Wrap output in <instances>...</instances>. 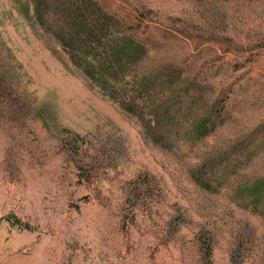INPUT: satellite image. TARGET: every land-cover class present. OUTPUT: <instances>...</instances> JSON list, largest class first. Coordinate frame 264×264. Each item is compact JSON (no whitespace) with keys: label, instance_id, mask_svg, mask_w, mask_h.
Wrapping results in <instances>:
<instances>
[{"label":"rangeland","instance_id":"obj_1","mask_svg":"<svg viewBox=\"0 0 264 264\" xmlns=\"http://www.w3.org/2000/svg\"><path fill=\"white\" fill-rule=\"evenodd\" d=\"M82 1L0 0V264H264V0Z\"/></svg>","mask_w":264,"mask_h":264},{"label":"trees","instance_id":"obj_2","mask_svg":"<svg viewBox=\"0 0 264 264\" xmlns=\"http://www.w3.org/2000/svg\"><path fill=\"white\" fill-rule=\"evenodd\" d=\"M82 4L84 6L83 12H75L73 15L74 20H72V30L70 31L72 35H74V38L77 39V41L75 40V45L73 44V42H71V50L73 49V51L77 54L79 53V55L81 53L80 51L82 50L83 52H87L88 50H90L92 53L91 57L93 56V59L100 60L98 58V53L93 52V49H97L92 47V45L90 44V42H95L97 45H102L103 51L112 61L114 60L113 58H116L117 55H123V52L126 50H124L121 44L122 41L120 42V34H118L120 24L114 22L111 17L102 15L101 10H99L96 4L92 2L89 3L87 0H83ZM85 17L87 19H83ZM126 44L128 45V42H126ZM81 45L85 46L80 48ZM73 46H76V48H73ZM85 63L86 64H84V66L86 72L90 74V76L94 75L95 73L93 72L94 68H92V62L87 61ZM245 187L248 190V185ZM249 190L253 194L252 200L254 201V203H257L259 193L256 192L253 186H250Z\"/></svg>","mask_w":264,"mask_h":264}]
</instances>
